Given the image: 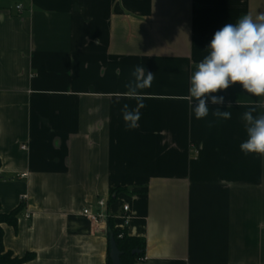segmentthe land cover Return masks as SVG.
Wrapping results in <instances>:
<instances>
[{"label":"crops","instance_id":"crops-1","mask_svg":"<svg viewBox=\"0 0 264 264\" xmlns=\"http://www.w3.org/2000/svg\"><path fill=\"white\" fill-rule=\"evenodd\" d=\"M259 13L264 0H0V210L20 206L4 250L107 264L109 220L144 240L134 264H264V156L240 150L264 96L234 85L199 120L185 99L214 33ZM138 65L155 76L139 99Z\"/></svg>","mask_w":264,"mask_h":264},{"label":"clouds","instance_id":"clouds-1","mask_svg":"<svg viewBox=\"0 0 264 264\" xmlns=\"http://www.w3.org/2000/svg\"><path fill=\"white\" fill-rule=\"evenodd\" d=\"M131 75L133 79L125 85L127 95L139 99L142 90L151 87L155 76L139 65ZM237 84L253 96H264V13L255 17L244 15L236 23H226L214 33L208 54L196 64L190 76L185 99L193 107L196 119H204L209 115L208 101L213 105H224L225 97L217 93ZM143 107L142 102L134 109L123 105L126 129L139 126V109ZM255 111L256 107H251L243 114L247 139L240 144V150L246 155L264 156V114L254 116ZM212 115L223 120L231 119V113L220 108H216Z\"/></svg>","mask_w":264,"mask_h":264},{"label":"trees","instance_id":"trees-1","mask_svg":"<svg viewBox=\"0 0 264 264\" xmlns=\"http://www.w3.org/2000/svg\"><path fill=\"white\" fill-rule=\"evenodd\" d=\"M119 188H114L111 191V195L117 191ZM20 211V206L14 208L8 213L1 212L0 210V264H21L34 257V254L29 252L23 257H13L11 252L5 251L2 243V228L1 224H9L16 226L17 216ZM109 226L108 237L113 236L115 244L118 250L121 252L119 256L120 264H134L137 261H142L145 259V243L144 240L136 236H130L121 230L114 229L110 225V221L107 220ZM122 233L121 236L119 234ZM109 244H108V256L107 264H112L109 257ZM135 251L132 253V251Z\"/></svg>","mask_w":264,"mask_h":264},{"label":"built area","instance_id":"built-area-1","mask_svg":"<svg viewBox=\"0 0 264 264\" xmlns=\"http://www.w3.org/2000/svg\"><path fill=\"white\" fill-rule=\"evenodd\" d=\"M17 9L18 10H21L22 9V5H17ZM24 147V146H23ZM24 173L20 174L19 177H24ZM98 205L99 206H104L105 205V200L104 199H100L98 201ZM128 205L127 204H124L122 206V209L123 211L126 213L124 216H123V219H124V222L127 223V220H128ZM83 214L91 221H100V220H104L105 219V214H103L102 212H94L92 211L91 209H89V207H85L83 209ZM122 233L119 234V236H121Z\"/></svg>","mask_w":264,"mask_h":264},{"label":"water","instance_id":"water-1","mask_svg":"<svg viewBox=\"0 0 264 264\" xmlns=\"http://www.w3.org/2000/svg\"><path fill=\"white\" fill-rule=\"evenodd\" d=\"M109 247H110L109 257L112 261V264H120L119 256L121 252L118 250L113 236L109 237ZM134 252L135 251L133 250L132 253Z\"/></svg>","mask_w":264,"mask_h":264},{"label":"rangeland","instance_id":"rangeland-1","mask_svg":"<svg viewBox=\"0 0 264 264\" xmlns=\"http://www.w3.org/2000/svg\"><path fill=\"white\" fill-rule=\"evenodd\" d=\"M11 3H14L15 1H17V0H9Z\"/></svg>","mask_w":264,"mask_h":264}]
</instances>
